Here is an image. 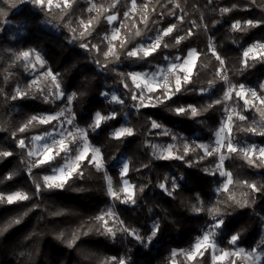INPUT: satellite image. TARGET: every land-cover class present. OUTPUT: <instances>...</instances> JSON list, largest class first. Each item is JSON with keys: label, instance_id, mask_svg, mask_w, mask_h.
<instances>
[{"label": "trees", "instance_id": "16d2710c", "mask_svg": "<svg viewBox=\"0 0 264 264\" xmlns=\"http://www.w3.org/2000/svg\"><path fill=\"white\" fill-rule=\"evenodd\" d=\"M145 2L137 0V5ZM177 2L179 8L169 0H152L145 26L141 23L140 9L128 13L130 0H120L116 10L119 19L115 26L120 28L122 35L131 38L128 49L137 47L149 36L170 25L175 24L177 28L164 38L169 47H161L153 56L129 58L123 54L124 50H120V60L108 63L102 52L108 46L104 37L108 36L112 27L105 16L112 13L101 15L92 34L83 40L74 38L80 29L74 34L67 25L71 21V26L77 28L78 21L96 15L87 10L91 3L107 8L109 0H76L67 15L60 14L58 9L49 11L41 8L34 0H0V150L13 153L11 157L0 159V180L3 181L0 182V193L22 191L31 197L14 204L0 203V229L6 228L0 234V264H101L104 258L110 257L125 258L127 264H171L173 250L189 249L204 229L214 223L206 211H192L193 206L198 205L197 197L206 208L215 205L223 213L224 227L215 238L222 247H236L228 241L237 232L241 233L238 247L253 249L264 240V191L253 193L241 183L264 184V168L251 167L236 154L225 160V167L234 180L230 186L231 193L237 200L249 201L248 206L240 207L226 199L228 193L216 191V187L223 182L216 171V157L200 159L203 153L196 150L184 154L183 160H162L153 156L155 149L151 147L155 142L166 144L175 137L188 141L189 145L212 142L224 119V108L232 104L240 110L243 101L237 102L236 99L217 105L196 118L177 115L169 110L187 105L203 108L223 96L227 84L217 76L221 66L215 60L210 44L225 61L224 74L233 85L259 87L264 82V62L249 58L247 67L242 63L243 52L248 46L264 42V23L250 27L246 32L232 30L236 21H240L242 26L248 20L264 21V7L254 6L251 0ZM222 8L233 10L221 15L219 10ZM179 17L184 19L181 21ZM45 22L54 25L58 31L48 29ZM124 23L127 28L121 27ZM137 28L142 35H134ZM15 29L21 31L20 36H13ZM186 32L192 35L175 45V38ZM82 43H87L89 48L81 47ZM113 43L118 45L119 41ZM92 45L98 46L100 51L92 49ZM29 49L43 53L49 67L58 74L66 96L77 94L72 106L80 125L88 126L96 112L104 115L115 113L116 118L103 122L97 131L89 130V138L101 149L105 171L112 177L115 188H119L122 181L119 159L127 157L130 171L126 177L136 186L137 202L126 204L114 201V204L120 221H123L122 227L135 230L143 241L124 232H117L115 237L103 234V229L94 218L102 214L113 199L106 192L103 173L97 172L91 165L82 166L83 177L73 176L63 188L47 189L43 186L40 178L52 172L47 166L32 169L29 173L32 159L26 153L33 147L31 138L49 132L54 122L37 125L24 133H19L17 129L30 116L56 112L66 102L64 99L45 102L43 95L46 93L35 89H31L32 95L27 98L11 99L17 88L26 89L31 84L25 62L17 61L14 55ZM190 49L200 53L193 83L186 85V90L172 96L171 100H165L163 105L138 107L137 100L131 99L137 94L135 85L120 74L147 72L168 61H176L177 57H186ZM214 78L216 83L212 86L209 82ZM125 83L129 87L126 88ZM105 92H116L124 104L106 99ZM50 100H54L53 96ZM243 114L248 117L247 121H235L241 127L251 126L254 119L259 121V115L254 111L244 109ZM151 120L161 123L170 135H161V130L152 129ZM123 124L133 128L135 135L114 139L113 131ZM19 139H24L28 147L21 149L17 143ZM232 140L238 144L249 142L264 146V137L235 128ZM181 146L176 155L181 154ZM62 163L60 157L53 162L54 166ZM9 175L12 179H5ZM34 179L42 184L39 195H36ZM173 182L176 187L171 196L159 187V184L165 183L171 190ZM141 187L143 192L139 191ZM57 212L62 214L56 215ZM13 219H20L21 222L9 227ZM155 223H159L160 231L149 240ZM61 233L63 239H58ZM73 233H77L79 238L73 247H68L66 241ZM176 261L177 264H187L180 256ZM200 264H212L211 254L205 253Z\"/></svg>", "mask_w": 264, "mask_h": 264}, {"label": "snow or ice", "instance_id": "6c2138e0", "mask_svg": "<svg viewBox=\"0 0 264 264\" xmlns=\"http://www.w3.org/2000/svg\"><path fill=\"white\" fill-rule=\"evenodd\" d=\"M151 2L152 0H146L145 3L137 5V0H130V11L136 12L139 8L142 13L141 23H143L145 26L148 24V10ZM169 2L176 3L177 8L180 7V4L177 2V0H169ZM34 3L41 8L48 9L49 11L58 9L60 14L67 15L73 8L76 0H34ZM119 3L120 0H109V5L107 8H105L102 4L98 5L96 3H91V6L87 10L89 12H95L96 15L94 17H89L87 20L78 21L77 28H73L70 21L67 25L69 31L75 34L77 29H80L78 36L74 35V38L83 40L87 35L92 34V31H94V25L99 22L101 15H103L105 12L112 13L105 16V19L109 24L117 21L119 17L116 14V10L118 9ZM251 3L254 6L264 7V0H259V3L258 0H251ZM233 8H235V6H233ZM232 10V8H222L219 11L221 15H223ZM151 11L154 12L155 9H151ZM125 15H128V13H125ZM179 19L182 21L184 17H179ZM260 23H264V21L248 20L245 21L242 26L240 21H236L232 25V30L246 32L250 27H258ZM121 27L127 28L128 25L124 23L121 25ZM176 28L177 25H170L158 33L152 44L147 46L140 45L139 47H134L132 49L127 48V45L131 42V38L126 34L122 35L120 28H115L112 30V34L110 36L104 37V39L108 41V46L107 49L102 52V55L107 58L108 63H116L120 60V50H124L123 54L129 58L134 57L137 59H145L147 57H151L154 53L161 49V47H169V44L165 42L164 38L170 36L173 31L176 30ZM134 35H142L141 30L137 28L134 32ZM191 35V32H186L185 35L176 37L175 45H179ZM113 41H119V44L117 45L113 43ZM80 46L86 49L89 48L87 43H82ZM91 47L98 52L100 51L99 47L96 45H92ZM209 47L215 60L218 61V64L221 66V71L217 73V76L221 81L227 84V89L224 91L223 96L207 104L203 108H198L194 105H187L170 108L169 110L177 115H190L191 117L196 118L203 113L215 108L217 105H224L227 101L233 99H236L237 102L239 100L243 101V104L239 106L240 110L235 107H232L231 109L228 107L224 108V111L227 113V115L218 130L215 132L216 140L214 142V146L209 144L189 145L185 143L181 146V154L176 155L174 146H168L160 151L157 145H152L151 147L155 149L153 151V156L162 160H183L184 154L200 150L203 153L200 156V159L216 157L218 159L216 171L219 172V175L226 178V182L223 184L222 188L217 189V191L228 193L226 197L227 200L234 201L240 207H246L249 204L247 199L237 200L236 196L231 193L230 186L234 183V180L232 173L224 168V162L227 159H231L233 154H236L241 159L245 160L249 166L264 168V147H258L256 145L237 147V145L232 142L234 128L238 131H244L253 135L264 137V85L260 86L261 91L259 92L255 89L246 88V86L243 84L233 85L229 80V77L224 74L223 66L225 61L216 52V48L213 44H210ZM14 55L17 61L25 62L24 67L26 69H35L37 65H39L41 68H44L46 65V61L35 49L20 51ZM199 56L200 53L196 49L189 50L187 57L184 58L181 63H172L167 69L166 74L163 71L160 73L162 79L159 81L156 79L155 74L149 76L148 73L131 72L127 74L121 73L120 75L125 76L126 79H130L135 85V88L139 90L138 95L131 96L132 100H139L140 103L138 107H157L159 105H163L165 100H171L172 96L186 90V85L193 83L194 69L197 67ZM243 58L244 59L242 63L245 65V67L248 66L249 58L254 61L264 62V43H257L247 48L243 52ZM177 59L179 60L181 58L177 57ZM179 73H184V75L181 76ZM195 74L198 76V72ZM215 83V78L209 82V84L212 86H214ZM44 84H48L49 87H43L42 85ZM124 86L126 88L129 87L127 83H125ZM31 89H35L37 92L42 94L47 92L48 94L43 95L45 102L54 103V100H50L51 96H54L55 100L64 99L67 104H70L73 100L77 99L76 93H71L67 96L65 95L64 91L61 89V83L58 79V74L53 73L50 68L43 72L41 78L34 79L26 89L17 88L15 94L11 96V99L16 100L17 98H27L29 95H32ZM52 89L59 91H52ZM158 91L160 92L159 95L155 97L150 95L151 93H156ZM201 91L205 90L201 89ZM104 95L107 96L108 94L105 93ZM111 102L121 105L124 104V100L116 95L111 96ZM244 109L256 112L259 115V121L254 119L252 125L248 127H241L237 125L235 123L236 120H248V117L243 114ZM61 118H63L65 123L72 125L74 130L69 129L66 131H61L60 139H56L52 136V133L47 131L45 132V135H36L32 137L31 139L33 141H42L45 140L46 137H51V143L45 142L42 146V150L39 153L32 150L27 151L26 156L34 158L31 161L30 167L28 168L29 173L32 172V169L47 166L51 169L54 175H45L40 178L43 186L47 189L63 188L73 176L83 177L84 172L82 170V166L86 167L91 165L97 172L103 173L102 178L106 182V192L114 201H120L121 203L126 204H135L137 202L135 198L137 191L136 186L131 184L128 179H122L121 186L119 188H115L113 186L112 177L109 176L105 171V161L101 153V149L91 145L88 142V129L95 131L96 129L100 128L103 122L115 119V113L111 115H104L100 112H96L94 114L92 123L88 125V128H81L74 123L75 117L72 115V110L66 107L55 114L30 116L27 121L17 129V131L19 133H24L37 125H49L53 122H59ZM60 127L63 128V124H60ZM150 127L152 129L161 130V135H170L169 130L164 128V126L156 120L150 121ZM133 135H135V131L131 127H122L112 133V137L117 140H120L124 137H131ZM17 143L21 149L28 147L24 139H19ZM72 152H75V155H69V153ZM62 153L64 154L63 156H61ZM12 155L13 153L10 151L0 150V159L11 157ZM57 157H60L62 160L66 161L63 166H54L53 162L56 161ZM185 162L187 163V161ZM145 167H147V165H145ZM205 170L211 171L210 169ZM129 171V164L123 163V166L120 169L121 176L126 177ZM5 179H12V175L5 177ZM0 182L3 181L0 180ZM241 183L253 193L264 191V184L258 185L257 183L250 181H242ZM33 184L36 188V195H39L42 184L37 182L35 179L33 180ZM159 187L167 191L168 195L171 196L173 195L176 184L173 182L171 190L166 186L165 183L159 184ZM139 191L143 192L144 189L141 187ZM244 195L247 196L248 193H244ZM30 198L31 197L28 193L22 191H16L11 194L0 193V203L14 204L20 201H27ZM197 201L198 205L193 206L192 211L195 213L206 211L211 216L214 223L211 225L208 231L196 238V241L189 249H181L179 251L173 250L171 253V256L173 257L171 264H177L176 259H174L177 256L183 257L187 264H200V260L205 253L211 254L212 264H264V240H261L260 244L257 245L256 248L246 250L244 248L238 247L237 242L240 240L241 233L237 232L236 234H233L228 241L230 245L236 247L231 249L219 248L215 238L217 232L222 230L224 227L223 213H221L220 208L215 205L210 208H206L203 202L199 200V197H197ZM55 214L61 215L62 213L57 212ZM25 215H27V213H25ZM115 217L116 213L113 210L106 209L102 214L96 216L94 219L103 229V234L105 235L115 237L117 232H124L128 235L134 236L138 241H143V238L135 230L121 227L120 225L123 224V221H118V224L114 229L113 226L109 224L108 218ZM20 222V219H13L9 222L8 226L10 227L12 224H19ZM5 230L6 228L0 229V234H2V232ZM159 231L160 225L159 223H155L153 225L151 236L148 239L151 240L154 238ZM78 238L79 237L77 233H73L72 237L66 241L68 247H73ZM58 239H63V233L60 234ZM101 264H127V260L123 258L110 257L104 258L101 261Z\"/></svg>", "mask_w": 264, "mask_h": 264}, {"label": "rangeland", "instance_id": "374dc122", "mask_svg": "<svg viewBox=\"0 0 264 264\" xmlns=\"http://www.w3.org/2000/svg\"><path fill=\"white\" fill-rule=\"evenodd\" d=\"M27 2L28 1H30V0H26ZM128 13H132L131 11H130V8H129V10H128ZM117 21H114L113 23H111L112 24V27H111V30H110V33L108 34V36H110L111 34H112V30L113 29H115V28H119V27H117V26H115V23H116ZM45 26L48 28V29H50V30H54V31H58L57 30V28L54 26V25H52L51 23H49V22H45ZM20 34H21V31H18V30H13V36H20ZM158 34H156V35H154V36H149L143 43H141L140 45H145V46H147V45H150V44H152L153 43V41H154V39H155V37L157 36ZM257 43H264V42H256L255 44H257ZM140 45H138L137 47H139ZM252 45H254V44H252ZM251 45V46H252ZM250 46H248L247 48H249ZM246 48V49H247ZM191 50V49H190ZM37 52H39V51H37ZM40 54H41V56L43 57V59L46 61V65H45V67L44 68H41V67H39V65H37V67L35 68V69H32V68H28V76H29V79H30V82H32L34 79H39V78H41L42 77V74H43V72L46 70V69H49L50 67H49V65H48V62H47V60L45 59V57H44V55H43V53H41V52H39ZM258 54V53H257ZM187 57V56H186ZM186 57H184V58H186ZM184 58H182V59H179V60H176V61H168L167 63H165V64H163V65H158V66H156L154 69H151V70H149V71H147V72H143V73H148L149 74V76H151L152 74H155L156 75V79L159 81V80H161L162 78H161V75H160V73L163 71L165 74H166V72H167V69L169 68V66L172 64V63H181L182 62V60L184 59ZM51 69V68H50ZM51 71H52V69H51ZM53 72V71H52ZM54 73V72H53ZM139 73H141V72H139ZM181 76L182 75H184V73H179ZM58 79H59V77H58ZM59 81H60V79H59ZM261 85H264V82L263 83H261L260 84V86ZM43 87H46V88H48L49 87V85L48 84H44V85H42ZM255 87V86H246V88H251V89H255V90H257L258 92L259 91H261V87ZM52 91H59V90H56V89H52ZM105 93H107L108 95L107 96H105V98L106 99H108V100H111V96L112 95H116V96H118L117 95V93L116 92H105ZM104 93V94H105ZM46 94H48L47 92H46ZM139 94V90H137V94L136 95H138ZM160 93H151L150 95H152L153 97H155V96H157V95H159ZM53 98H54V101H55V97L53 96ZM60 100H62V99H60ZM153 102H155V101H153ZM137 103H138V105H139V100H137ZM70 108L71 110H72V115H74V117H75V119H74V123L76 124V125H78L79 127H81V128H88V126H83V125H80L78 122H77V120H76V116H75V113H74V111H73V106H72V102L70 103V104H67L66 102H65V104L58 110V111H60L61 109H65V108ZM229 109H231L232 107H235L234 105H232V104H229L228 106H227ZM236 108V107H235ZM58 111H56V112H42V113H40L39 115H50V114H55V113H57ZM66 115H67V113H66ZM226 115H227V113L225 112L224 113V119H225V117H226ZM224 119H223V121H224ZM126 121H128V118H126ZM222 121V122H223ZM92 123V122H91ZM90 123V124H91ZM60 124H63V128H61L60 127ZM122 127H130L129 125H127V124H123L122 126H120L119 128H122ZM119 128H117V129H119ZM69 129H73V126L72 125H69V124H67V123H65L64 122V120H63V118H61V120L59 121V122H54V125H53V127L49 130V132L50 133H52V136L53 137H55L56 139H60V133H61V131H66V130H69ZM99 129V128H98ZM98 129H96L95 131H97ZM117 129H115L114 131H116ZM74 130V129H73ZM89 130H91V129H88V142L91 144V145H94L91 141H90V138H89ZM113 131V132H114ZM41 135H45V133L44 134H41ZM36 136V135H35ZM215 140H216V137L214 138V140L212 141V142H201V143H199V144H209V145H213L214 146V142H215ZM185 141V140H184ZM182 141V140H180L178 137H175V139L173 140V141H171V142H168V143H166V144H164V143H161V142H155L154 143V145H157L158 146V149L160 150V151H162L164 148H166V147H168V146H174V149H175V154L177 153V151H178V149H179V147L182 145V144H189V142L188 141ZM45 142H47V143H51V137H46V139L45 140H42V141H33V147L30 149V150H32V151H36L37 153H39L41 150H42V146H43V144L45 143ZM232 142L235 144V145H237V147H247V146H249V145H256V146H258V147H264V146H262V145H258V144H253V143H249V142H245V143H241V144H238V143H235L233 140H232ZM95 147H98V146H96V145H94ZM75 147V146H74ZM102 153V152H101ZM62 156L64 155L63 153L61 154ZM69 155H75V152H72V153H69ZM103 155V154H102ZM31 159L33 160L34 158L33 157H31ZM66 161H64L63 160V163L60 165V166H63V164L65 163ZM123 163H128V159H127V157L126 156H123V157H121L120 159H119V169H121L122 168V166H123ZM105 168H106V165H105ZM224 168L226 169V167H225V162H224ZM227 170V169H226ZM228 171V170H227ZM219 173V172H218ZM46 175H54V173L53 172H51V173H49V174H46ZM221 176V175H220ZM222 177V179H223V182H222V185L221 186H219V187H216V191H217V189H219V188H222V186H223V184L226 182V178L224 177V176H221ZM122 179H128L127 177H122ZM106 209H111V210H113L115 213H116V217L115 218H108V222H109V224L111 225V226H113V228L115 229V227L117 226V224H118V221H120V218H119V215H118V213H117V210H116V208H115V204H114V200H112V202L109 204V206L106 208ZM211 225L212 224H209L205 229H204V231H203V233L204 232H206V231H208L209 230V228L211 227ZM121 227H122V225H120ZM202 233V234H203ZM201 234V235H202ZM200 237V236H199ZM216 242H217V240H216ZM217 244H218V242H217ZM218 246H219V248H222V249H226V248H224V247H222L221 245H219L218 244ZM242 248V247H241ZM245 249V248H244ZM175 250H177V251H179V249H175ZM246 250H251V249H246ZM178 257V256H177ZM177 257H175L174 259H176ZM123 259H125V258H123ZM172 259H173V257H172Z\"/></svg>", "mask_w": 264, "mask_h": 264}, {"label": "clouds", "instance_id": "9594fccd", "mask_svg": "<svg viewBox=\"0 0 264 264\" xmlns=\"http://www.w3.org/2000/svg\"><path fill=\"white\" fill-rule=\"evenodd\" d=\"M76 191H84L83 189H77Z\"/></svg>", "mask_w": 264, "mask_h": 264}]
</instances>
